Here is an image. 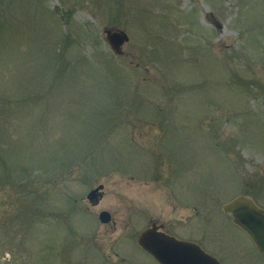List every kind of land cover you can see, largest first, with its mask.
I'll return each mask as SVG.
<instances>
[{"label":"rangeland","instance_id":"1","mask_svg":"<svg viewBox=\"0 0 264 264\" xmlns=\"http://www.w3.org/2000/svg\"><path fill=\"white\" fill-rule=\"evenodd\" d=\"M237 197L264 210V0H0V264H159L153 223L264 264Z\"/></svg>","mask_w":264,"mask_h":264},{"label":"water","instance_id":"2","mask_svg":"<svg viewBox=\"0 0 264 264\" xmlns=\"http://www.w3.org/2000/svg\"><path fill=\"white\" fill-rule=\"evenodd\" d=\"M213 23L216 29L220 28L217 21L214 20ZM106 33L108 42L115 52H119V47L128 40V36L122 31L108 30ZM102 188L100 184L91 189L86 199L90 202H97ZM222 209L224 212L232 213L233 222L250 235L258 250L264 255V210L243 197L234 198ZM98 220L102 224H107L111 221V214L102 210L98 214ZM161 227L153 223L141 231L136 240L138 246L151 254L160 264H221L195 242L177 239L164 233Z\"/></svg>","mask_w":264,"mask_h":264},{"label":"flooded vegetation","instance_id":"3","mask_svg":"<svg viewBox=\"0 0 264 264\" xmlns=\"http://www.w3.org/2000/svg\"><path fill=\"white\" fill-rule=\"evenodd\" d=\"M223 210V209H222ZM224 212V211H223ZM226 214H230V216H231V222L233 221V217H232V213H230V212H225ZM234 223V222H233ZM154 224H156V223H154ZM239 229H241L250 239H251V241H252V243L254 244V246H255V249H256V251H257V253L258 254H260V255H262V253L258 250V248H257V246H256V244L254 243V241H253V239L250 237V235L241 227V226H239L238 224H236V223H234ZM152 225V224H151ZM157 225V224H156ZM162 226V225H161ZM162 228V227H161ZM164 233H166V232H164ZM168 234V233H167ZM196 243V242H195ZM197 244V243H196ZM199 245V244H198ZM200 246V245H199ZM202 249V248H201ZM203 250V249H202ZM144 251V250H143ZM205 251V250H204ZM144 252H146V251H144ZM206 252V251H205ZM147 253V252H146ZM206 253H208V252H206ZM217 253H219V252H217ZM147 254H149V253H147ZM209 254V253H208ZM150 255V254H149ZM211 255V254H210ZM57 256H58V264H60V262H59V260H60V257H59V254H57ZM213 256V255H212ZM264 256V255H263ZM214 257V256H213ZM217 259V258H216ZM218 260V259H217ZM219 261V260H218ZM220 262V261H219ZM46 264H50V260H49V257H48V260H47V262H46Z\"/></svg>","mask_w":264,"mask_h":264}]
</instances>
